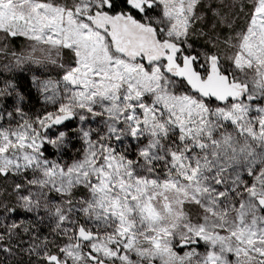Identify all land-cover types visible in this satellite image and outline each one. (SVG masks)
<instances>
[{
  "label": "snow or ice",
  "instance_id": "1",
  "mask_svg": "<svg viewBox=\"0 0 264 264\" xmlns=\"http://www.w3.org/2000/svg\"><path fill=\"white\" fill-rule=\"evenodd\" d=\"M9 52L59 79L0 87V252L264 264V0H0Z\"/></svg>",
  "mask_w": 264,
  "mask_h": 264
},
{
  "label": "rangeland",
  "instance_id": "2",
  "mask_svg": "<svg viewBox=\"0 0 264 264\" xmlns=\"http://www.w3.org/2000/svg\"><path fill=\"white\" fill-rule=\"evenodd\" d=\"M25 41L22 39L14 41L12 45V50L19 53L25 45ZM4 65H9L11 71H3ZM23 71H20L16 68L11 52L7 55L0 54V72H3V75L0 76V87L3 86V81L5 79L9 80L11 76L22 78L23 81H29L28 83L31 84L34 88V95L37 98L38 105L31 113H25L29 117H35L36 115H42L47 111H52L56 107L53 103L46 101L45 96L49 95V93H44L41 89L37 88L33 82V77H37L38 81H46L48 79H59L58 76V69L53 70L51 66L48 67L47 70L44 68L38 67L36 65H23ZM62 86V85H61ZM13 101H9V110H11V105ZM73 126H76V122H70ZM98 125L93 123L92 127L95 128ZM102 127V125H100ZM72 144L75 146L74 148H69V150L65 153L64 161L67 163H71L72 160L79 155L76 149L81 147V143L78 139H73ZM52 150L49 149V154L51 155ZM11 185V181L4 182L3 179H0V188H5L9 191ZM0 264H5L4 262H0Z\"/></svg>",
  "mask_w": 264,
  "mask_h": 264
},
{
  "label": "trees",
  "instance_id": "3",
  "mask_svg": "<svg viewBox=\"0 0 264 264\" xmlns=\"http://www.w3.org/2000/svg\"><path fill=\"white\" fill-rule=\"evenodd\" d=\"M9 80L15 82L18 85L19 90L22 91L26 97L24 103L21 105L23 111L25 113H31L38 105L37 98L34 95L35 91L33 86L29 84V81H23V79L19 77L11 76ZM9 191H11V188L9 189ZM43 231L46 234L48 230L44 229ZM21 236H23V234H21ZM23 239L25 243L20 244V248L27 247L28 237L23 236ZM12 243L13 245L18 244L19 238H13ZM13 252L15 253V255L11 256L9 254L0 252V262H4L5 264H31L30 258L27 256L26 253L20 251L18 248L15 247L13 248ZM34 259V257L31 258V260Z\"/></svg>",
  "mask_w": 264,
  "mask_h": 264
},
{
  "label": "flooded vegetation",
  "instance_id": "4",
  "mask_svg": "<svg viewBox=\"0 0 264 264\" xmlns=\"http://www.w3.org/2000/svg\"><path fill=\"white\" fill-rule=\"evenodd\" d=\"M0 179H3V178H0Z\"/></svg>",
  "mask_w": 264,
  "mask_h": 264
}]
</instances>
